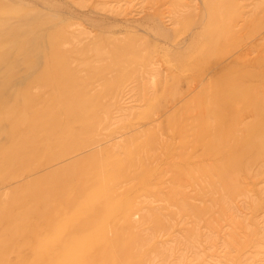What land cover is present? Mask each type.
Instances as JSON below:
<instances>
[{
	"label": "rangeland",
	"instance_id": "374dc122",
	"mask_svg": "<svg viewBox=\"0 0 264 264\" xmlns=\"http://www.w3.org/2000/svg\"><path fill=\"white\" fill-rule=\"evenodd\" d=\"M121 1L0 0V42H11L8 54L0 58V166L11 158L8 165L19 170L16 177L0 176V264H91L93 257L96 264H150L155 248L165 239L187 238L195 225L203 231L216 227L214 220L229 206L247 202L254 218H264L261 133L256 137L247 129L249 123L259 124L251 115V104L264 113V0H139L140 14L133 18L113 11ZM209 4L212 24L207 22ZM5 21L9 30L2 27ZM49 28L57 35L65 29L79 40L65 47V61L83 89L102 105L116 104L112 97L136 84L139 71L154 64L161 68L156 94L139 97L134 115L112 131L125 134V143L131 141L133 146L120 155L128 162L127 170L118 180L107 182L119 195L111 215L117 221L111 229L98 228V207L75 210L67 196L54 193L46 200L42 184H37L57 170L85 163L82 160L91 155H79L112 133H104L106 125L100 130L87 127L89 117L72 121L66 107L70 87H63L55 66L46 64L51 58ZM242 79L245 92L253 95L249 105L236 91L243 87ZM227 87L235 89L229 94ZM215 95L219 103L213 110V99L209 100ZM39 116V121L55 123L57 129L44 130ZM152 120L159 126V138L153 142L148 140ZM67 128L70 134L64 135ZM219 131L225 137L222 141L217 140ZM137 137L141 139L136 142ZM215 140L219 150L213 147ZM20 142H25L24 148L18 147ZM65 144L74 149L55 157ZM14 151L18 155L13 158ZM38 155L43 161L36 159ZM21 157L31 158L28 169L22 167ZM235 158L237 162L232 161ZM74 175L69 186L76 199L82 179ZM19 189L27 190L21 196L29 211L27 220L20 206L10 207V198ZM142 197L159 202L161 210L145 206L142 224L134 229ZM161 212L167 215V220L160 217L162 227L156 222ZM87 223L95 230L91 241L81 230ZM116 233L123 243L132 237L155 240L144 248L135 244L123 258L115 253L120 257L115 260L102 244ZM256 246L264 250V231L256 238L248 234L236 259L243 262ZM156 264L170 263L161 257Z\"/></svg>",
	"mask_w": 264,
	"mask_h": 264
},
{
	"label": "bare ground",
	"instance_id": "6f19581e",
	"mask_svg": "<svg viewBox=\"0 0 264 264\" xmlns=\"http://www.w3.org/2000/svg\"><path fill=\"white\" fill-rule=\"evenodd\" d=\"M140 8H141V5L139 3V0H129V1L123 0L117 3V8H115V10L113 9L112 10L115 12H119V14L121 15L129 16V17L132 16L133 18L134 14H136V16L140 14V12L138 13ZM208 8H209V11H207V13L209 12V15H208L209 20L207 22L209 24H212L214 17L212 14V9H211L210 4ZM174 25H177V23H175ZM2 27L5 28L6 30H9L11 28L10 25H8L7 21L2 23ZM47 38H48L47 41L50 44L49 46L51 50V58L48 62H46V64L49 63L50 65L55 66L57 74L60 75L62 78V83L64 85L63 87H70L69 95L66 99L67 101L66 107L69 108L68 114L70 113V116L73 118L72 121L77 119V117H81L84 120L89 117L90 120L88 121V125H86L87 127L89 128L97 127L99 128L98 130H100L102 126L106 125L103 131L104 133H109V132H112L114 129H116L121 123L128 120L134 115L133 114L134 110L137 108V103L140 101V99L144 100L156 94L158 85H159L158 82L160 81L159 79L161 78L162 75H161L160 65L154 64V65H150L149 69L147 70L139 71L137 80L135 81L136 84L134 85L132 84L133 86H131V88L121 91L117 95L116 98L115 96L112 97L111 99L112 101L113 100L118 101L116 102V104L111 103V102H110L111 104H104V103H103L104 105L100 104L96 97H92L88 92H86L83 89L82 84H80V80H78V78L76 77L75 71L65 61V54H64L65 47L66 46L72 47L74 44L80 43L79 40L76 37H70L68 35V32L65 29H62V31L58 35L57 33H54L52 31L51 33H48ZM10 46H11V42H8V41L0 42V58L5 57L8 54L10 50ZM20 52L23 53V51L21 50ZM242 83H243V79H242ZM108 85L109 87H117V85H115L114 83H108ZM242 85L243 87L240 86L239 88L236 89V91L241 94V97L243 96L242 98H244V100H247V105H249L248 103L251 104L252 101L251 102L249 101L253 98V95L250 96L248 92H245L246 91L245 83H243ZM226 89H227L226 91H228L229 94H231V92L234 91L235 88L233 89V87H227ZM257 93H258V90H257ZM212 97H210V100H209L211 102V99H213V101L210 103V105L212 104L210 108L214 110L216 105L219 103V95L218 96L215 95ZM249 108L250 110L254 111L252 112L253 114L251 115H255L256 117H258L259 124L253 125V124H256L257 121H255L254 123L251 122L253 124L249 123V126L250 125L251 126L247 129L250 132L248 130L247 131L249 133L255 132L256 137H258L257 135L261 133L259 135V138L262 139L261 148L264 150V113L262 112V108H258L255 104H251ZM215 111L213 112L215 113ZM99 112H101L100 114L101 116L99 115ZM245 114L244 116L247 117V113ZM215 115L217 116V114ZM249 116L250 115H248L247 118H249ZM43 117L44 116L42 115V119ZM40 119H41V116L38 117L37 122L38 124L42 126L44 130L54 131L57 129V127L54 128L55 123H50L49 121H46V120L39 121ZM218 119H222L221 115H219ZM218 119L216 118V120ZM156 122L157 120H152L150 122V124L154 126V128L151 127L150 128L151 130L148 132L149 133L148 140L151 142L157 139L159 130L157 131L158 124L154 125ZM216 127H215V130H216ZM158 129H159V126H158ZM69 130L70 128L64 129L63 130L64 135H69L70 134ZM90 130L91 129H89L88 131L90 132ZM139 130L141 129L139 128ZM222 130L224 129H221V132ZM219 132L217 133L219 136V138H217L218 141L222 139L221 138L222 133L220 132L221 134L219 135ZM224 133L226 132L224 131ZM249 133L248 135L250 136ZM88 134L90 135V133ZM143 134H140V135H143ZM102 136L104 137L105 134H103ZM124 136L125 134H122L121 132H118L115 130L110 135H108L105 138V140L102 137L103 139V141L101 140L102 144H95V146H93L92 148H89L88 150L86 149L85 152H82L79 155V156H82L85 154L91 155L89 158H85L82 160L85 163L80 164L78 161V164H80L79 166L75 165L73 167H68L67 169L57 170L52 175H50L48 178H45L41 181L39 179V182H37V184L39 185L42 184V187H41L43 189L42 193L46 195L44 199L46 200L47 198L50 199L49 198V196L51 195L50 193H54L55 195H58L61 197L63 195L67 196L66 198L69 200L72 209L74 208L75 210L79 208L82 210H88L92 206H96V208L98 207V210L100 212V214L97 212L100 216L98 215L99 217H97L96 219L98 228L100 229L101 227L100 231H103L106 225L110 229L113 228L116 225L117 220H115L114 218L115 212L113 213L114 214L113 218L111 217V215H112L113 210L115 209V201L119 197V195L116 194V192L107 185V182L118 180L121 177V175L125 172V170H127L128 168V162L127 164H125V162L120 160V155L122 154V150L127 148L130 144H132V142L129 141V143L127 142L125 143ZM140 137H143V136H140ZM140 137L136 138V142L139 139H141ZM34 138H36V135L34 136ZM158 138H159V135H158ZM224 138L225 137H223V139ZM217 140L214 141L215 143H213V147L219 150L221 147L219 148ZM24 144L25 142H20L18 147L24 148L23 147ZM220 144H222V142ZM66 145L67 144L63 146L62 150H60L56 154L55 157L57 158L62 157L65 155V152L68 153L69 150L74 149L72 146H66ZM249 145H251V143ZM252 145H256V144H252ZM224 150H226V148ZM15 152L16 151L10 154L13 158L16 157V155H18L17 153L15 154ZM95 155H102L103 157L100 159L98 157H95ZM21 158L22 159L20 163L22 167L28 169L30 167L31 158H27V157H21ZM52 158H54V156ZM36 159L38 161H43V156L38 155ZM9 160H11V158H9ZM9 160L4 162L0 166V176L7 175L10 178L16 177L19 170L15 169L13 166H10V163L8 165ZM54 160H56V158ZM237 160L238 158H235V160L233 159L232 161L237 162ZM18 165L20 166V164ZM74 174H77L76 176H79V178L82 179L81 185L78 187L77 198L75 197L76 199L72 198L73 196H75L74 193L76 191L73 190L70 187L71 185L69 184V180L73 179V177L71 179L70 177ZM25 191L27 190L19 189L18 191H16L14 195L12 194L13 197L11 196L12 199L10 198L11 200L10 207L20 206V208L22 209V213H23L22 215L23 219L27 220L29 211L27 208H25L26 206L24 205V198L23 200L21 198L22 193H26ZM7 196H8V193L4 195L5 198ZM43 197H40L38 200H40L41 198L43 199ZM187 200H191V199L187 198ZM158 203L159 202L155 200L150 201L146 197L144 198L142 197L139 203L137 201V204H139L140 209L136 211L133 217L134 218V221H133L134 229H137V226L142 224L143 219L142 217H140L141 216L140 214L146 212L147 205L151 207V209L153 210H156V211L161 210L160 207L156 206L158 205ZM185 204H186L185 206L186 207L188 206L189 208H192L193 206V205H190V203L186 201H185ZM238 204H235L233 207L229 206L228 210L224 212L220 216L219 219L214 220L217 223L216 227L212 226L211 228H207L203 231V229L200 228L199 225H195V226H192V228L190 229V234L187 238L183 237L182 235H179L175 239L173 237L169 240L165 239V242L163 243L162 246L155 248V252L153 253L152 259L149 261L150 264H156V261L161 257H165L166 261L170 264L172 261H174L173 264H237V263L238 264H264V250L258 246L254 247L251 252L246 254L245 260L244 261L242 260L243 262L239 261L235 257V255L238 253V247L240 245V242H244L248 238V234L256 238L260 234V232L264 231V218H254V216H252L253 214L250 213L248 208L246 207L247 202H241L240 205ZM153 206H156V207H153ZM128 207H129L128 209H133V205L132 206L129 205ZM122 210L124 211L123 208ZM159 214H156L157 219L156 218L155 219H156L158 226L162 227L164 226V223H163L164 220H162L160 217L164 216L163 219H165L167 218V215L163 214L162 212ZM128 217L129 216L127 214L126 218ZM104 219H107L106 224L103 223ZM91 226H92L91 223H87L81 229L83 233L87 235L90 241H91V238L93 239L95 236L94 227H91ZM78 228L76 229V231L79 230ZM203 232H205V234ZM153 238L154 236L150 239H145L144 237H132L130 240L126 241V243H123L120 241L121 240L120 235L116 233L114 238L108 240L107 242H104V244L102 245H107V248L106 246L105 248L109 250V252L106 253V255L109 256V253H111L112 257L116 260V258L118 259H120V257L123 258L128 253H130L135 244L141 245V248H144L148 244L150 245V241L155 240ZM163 238L165 237H162V239ZM115 253H117L120 257L119 256L115 257ZM91 264H96L95 257H93Z\"/></svg>",
	"mask_w": 264,
	"mask_h": 264
}]
</instances>
